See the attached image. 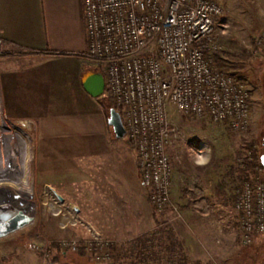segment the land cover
<instances>
[{
	"label": "rangeland",
	"instance_id": "obj_1",
	"mask_svg": "<svg viewBox=\"0 0 264 264\" xmlns=\"http://www.w3.org/2000/svg\"><path fill=\"white\" fill-rule=\"evenodd\" d=\"M219 2L224 14L217 20L213 31L219 53L235 61L238 59L234 52L240 46L251 50L242 57L245 62L243 68H230L245 80L250 89L252 116L247 129L237 131L227 122H212L184 114L170 105L172 128L179 134L168 144L172 205L158 213L142 184L136 151L127 137L117 138L111 126L109 140L102 137L98 97L86 93L81 85L84 70L96 69L92 59L84 53H63L55 57L51 66L54 69V92L56 96L58 94L59 108L64 114L60 121L62 133L55 140L58 152L61 150L64 158L60 168L65 169L67 164H72L83 167L85 171L93 169L91 175L96 180H78L77 186L70 188L54 187L64 199L59 200L53 194V187L44 185L35 175L37 143L40 145L36 126L33 123H10L17 126H14V133L20 135L27 146V158L22 161L27 169H21L18 161L25 153L16 155L14 151L4 153L1 150L5 160L9 161L11 155L17 162H14V169L4 165L0 167V177L10 169L12 177L28 179L27 187L32 189L28 207L20 208L13 201L10 205L23 211L30 222L15 232L0 236V264H102L86 249L85 242L96 236L114 243L119 249L129 247L137 237L164 227L166 221L176 238L186 241L185 252L192 261L200 260L203 264H264V232L255 234L250 244L243 243L235 207L242 181L238 173L241 168L238 158L248 155L252 142H255L261 156L264 154V53L255 45V39L264 31V0ZM45 67L49 68V65ZM51 71L45 70L46 74ZM107 98L108 95L104 100L109 116L112 107ZM201 146L206 148L205 158L211 153V161L205 165L199 164L191 151L192 147ZM112 149L114 151L111 152ZM214 159L218 160L216 167ZM111 166H114V171L118 168L119 172H112ZM80 173L89 178L88 173ZM109 174L119 180L117 183L112 179L115 183H110L112 186L116 184L118 193L114 187L112 192L109 186L111 193L105 196L101 192L108 188L104 176ZM260 178L264 181L263 173L251 172L249 179ZM3 185L7 186L0 184ZM9 188L24 200V190H21L24 186L19 188L10 183ZM90 190L95 193H90ZM52 205L58 209L51 208ZM9 211L11 209L6 213ZM64 216L77 221V224L61 225L60 217ZM73 240L81 243L79 248H62L63 241ZM187 243L200 249L190 251Z\"/></svg>",
	"mask_w": 264,
	"mask_h": 264
},
{
	"label": "built area",
	"instance_id": "obj_2",
	"mask_svg": "<svg viewBox=\"0 0 264 264\" xmlns=\"http://www.w3.org/2000/svg\"><path fill=\"white\" fill-rule=\"evenodd\" d=\"M83 6L87 54L104 70L105 93L120 109L125 136L136 151L149 201L155 211L163 213L172 205L168 144L179 135L172 128L170 105L184 114L227 122L237 131L247 129L251 123L247 83L215 68L212 62V54L218 51L213 31L224 14L223 8L219 0H84ZM6 44L0 38V56ZM255 45L264 53V31L255 39ZM8 123L13 124L6 114L0 76V138ZM191 151L198 161L205 156L206 148L192 147ZM250 154L238 158L239 167ZM9 156V162H17ZM4 159L0 154L2 163ZM21 178L16 182H23ZM3 183L7 186H0V218L4 219L0 220L7 222L19 210L6 213L13 197L9 186L14 182ZM15 195L20 198L18 192ZM235 207L240 237L250 244L255 234L264 232V181L242 180ZM51 208L58 209L54 205ZM71 222L77 224L68 216L60 217L63 226ZM110 243L95 236L84 246L96 261L114 264ZM61 245L75 250L81 243L73 240Z\"/></svg>",
	"mask_w": 264,
	"mask_h": 264
},
{
	"label": "crops",
	"instance_id": "obj_3",
	"mask_svg": "<svg viewBox=\"0 0 264 264\" xmlns=\"http://www.w3.org/2000/svg\"><path fill=\"white\" fill-rule=\"evenodd\" d=\"M83 1L0 0V38L7 41L5 52L0 56L6 114L12 122L33 123L36 126V138L40 140V145L38 142L35 175L44 185L53 187V194L58 199L62 195L56 188L75 187L77 181L82 179L86 182L96 180L91 175L93 169L85 171L83 167L72 164H67L68 167L61 169L60 162L64 158L61 150L58 152L55 141L62 133L60 121L64 114H61L59 108L58 94L56 96L54 92L52 59L63 53H84L88 56ZM47 64L49 68L45 67ZM92 64L96 69H86L82 76L92 71L102 72L94 62ZM45 70L52 71L46 74ZM82 80L81 85L86 92ZM103 95L97 98L100 107L99 120L102 125V137L109 140L108 115L104 100L107 94ZM113 169L114 166L112 172H119L118 168L115 171ZM81 171L88 173L89 178L82 176ZM104 178L108 188L101 193L109 196L112 188L116 189V184L110 185L115 183L112 179L117 183L119 180L112 174ZM89 192L95 193L91 190ZM187 246L190 251L194 248L200 249L197 245L193 247L187 243Z\"/></svg>",
	"mask_w": 264,
	"mask_h": 264
},
{
	"label": "trees",
	"instance_id": "obj_4",
	"mask_svg": "<svg viewBox=\"0 0 264 264\" xmlns=\"http://www.w3.org/2000/svg\"><path fill=\"white\" fill-rule=\"evenodd\" d=\"M249 52H251L250 49L240 46L239 50L234 52L238 60L233 61L216 51L212 54L213 66L236 75L230 68H243L245 62L242 61V57L248 55ZM239 78L244 80L242 77ZM107 99L110 107H115L120 111L112 97L108 96ZM106 111L108 113V110ZM249 151L251 152L249 158L245 159L243 166L238 171L242 180L249 179L251 172L264 174L261 154L255 142L250 144ZM217 163L218 160L214 159L215 167L219 165ZM156 222L160 221L156 218ZM163 224L164 227L156 232H147L137 237L129 247L119 249L114 243H110V253L114 264H203L200 260L192 261L185 252V242L176 238L168 221ZM83 253L82 251L81 254Z\"/></svg>",
	"mask_w": 264,
	"mask_h": 264
},
{
	"label": "water",
	"instance_id": "obj_5",
	"mask_svg": "<svg viewBox=\"0 0 264 264\" xmlns=\"http://www.w3.org/2000/svg\"><path fill=\"white\" fill-rule=\"evenodd\" d=\"M83 86L86 92L93 97H100L105 93L106 83L104 73L101 71L88 72L83 76ZM108 124L113 128L117 138H124L126 135V128L123 118L117 108L112 107L108 116ZM262 164L264 166V154L261 156ZM63 201V197L59 196ZM30 222V218L24 214L23 211H18L7 222H0V236H6L12 232L19 230Z\"/></svg>",
	"mask_w": 264,
	"mask_h": 264
},
{
	"label": "bare ground",
	"instance_id": "obj_6",
	"mask_svg": "<svg viewBox=\"0 0 264 264\" xmlns=\"http://www.w3.org/2000/svg\"><path fill=\"white\" fill-rule=\"evenodd\" d=\"M15 126V125H14ZM14 126L11 125V124H6L5 127H4V130H3V135H1V141L3 142V144L1 145V150L5 153L8 151L12 152L14 151L13 153H15L16 155L19 154V152L25 153L24 157L19 160V162H21V169H27V165H22V161L25 159V156L28 154V150H27V146L25 145V142L23 141V139L20 138V135L18 136L16 133H14ZM15 128H17L15 126ZM15 134V135H14ZM6 138V140H5ZM10 138V139H8ZM5 143V144H4ZM9 143V144H8ZM4 146V147H3ZM7 147V148H5ZM0 151V153L2 152ZM3 154V153H2ZM4 157H6L5 155H3ZM18 158V157H17ZM20 159V158H19ZM25 163V162H24ZM0 167H2L3 165L4 166H7V168H11V169H14L16 168V165L14 163V161H8L7 158L6 160L4 159V162L2 163L0 161ZM24 167V168H23ZM5 170V169H4ZM6 172V171H5ZM15 175V174H14ZM1 176V175H0ZM19 178V177H18ZM25 179V178H24ZM21 180L23 182H16L18 181L19 179H17V177H12L11 176V173H5L3 172V177H0V180L2 181H10V182H14L16 184H22V186H24V188L22 190H24L22 193H24L25 195V198L23 200V197L22 198H18V195H15L16 193L13 192V197L11 198V201H13V204L16 205V206H19L20 208H25V207H28V200L30 199V195H31V188L30 187H27L28 186V179L26 178V180ZM1 182V181H0ZM20 188V187H19ZM22 188V187H21ZM15 189V188H13ZM13 191V190H12ZM19 194V193H18ZM20 196V195H19ZM30 202V201H29ZM9 208L16 212L18 211V209L14 208L13 206L9 205ZM20 211V210H19Z\"/></svg>",
	"mask_w": 264,
	"mask_h": 264
},
{
	"label": "clouds",
	"instance_id": "obj_7",
	"mask_svg": "<svg viewBox=\"0 0 264 264\" xmlns=\"http://www.w3.org/2000/svg\"><path fill=\"white\" fill-rule=\"evenodd\" d=\"M211 161V153L209 152L207 157H201L199 160H198V163L201 164V165H205L207 163H209Z\"/></svg>",
	"mask_w": 264,
	"mask_h": 264
},
{
	"label": "flooded vegetation",
	"instance_id": "obj_8",
	"mask_svg": "<svg viewBox=\"0 0 264 264\" xmlns=\"http://www.w3.org/2000/svg\"><path fill=\"white\" fill-rule=\"evenodd\" d=\"M0 222H3L2 220H0Z\"/></svg>",
	"mask_w": 264,
	"mask_h": 264
}]
</instances>
